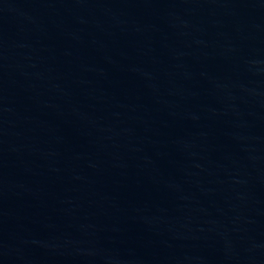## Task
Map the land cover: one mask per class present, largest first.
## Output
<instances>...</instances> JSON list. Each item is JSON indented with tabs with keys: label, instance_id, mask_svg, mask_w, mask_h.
<instances>
[{
	"label": "water",
	"instance_id": "95a60500",
	"mask_svg": "<svg viewBox=\"0 0 264 264\" xmlns=\"http://www.w3.org/2000/svg\"><path fill=\"white\" fill-rule=\"evenodd\" d=\"M0 264H264V0H0Z\"/></svg>",
	"mask_w": 264,
	"mask_h": 264
}]
</instances>
